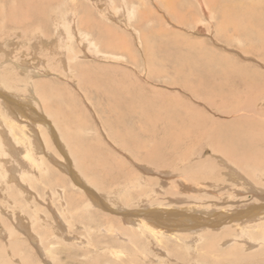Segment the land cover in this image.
Wrapping results in <instances>:
<instances>
[{
    "label": "rangeland",
    "instance_id": "374dc122",
    "mask_svg": "<svg viewBox=\"0 0 264 264\" xmlns=\"http://www.w3.org/2000/svg\"><path fill=\"white\" fill-rule=\"evenodd\" d=\"M0 8V72L4 71L6 81L14 88L19 86V96L22 98L15 95L12 96L16 98L14 100L20 106L30 104L21 107L27 119L18 113L17 124L30 131L36 128L34 133L38 132L36 134L43 148L37 152L33 150L35 158L41 156V162L35 166L32 163V168L24 174L23 185L29 190V194L25 195L27 199L15 182L7 180L9 175L4 174L3 163L0 164V205L4 206V213L0 215V247L4 249L6 264H26L23 259L25 255H29L34 264H211L209 261L213 258L207 262L203 260L207 240L215 238L217 250L221 252H229L235 247L240 253V247L248 248L250 245H245L246 240L252 241L241 238L239 230L251 231L254 234L252 237L264 233V166L256 169L251 163L264 160V80H257L256 84L251 81L252 73L264 75V52H261L264 49V0H0ZM120 13L124 15L120 16ZM68 15L75 19L76 26L81 22L89 26L86 25L88 30L84 31L91 35L89 40L94 51L86 52L87 57L82 55L84 50L79 45L78 36L70 44L71 50L64 53L48 48L50 44L47 41L54 40L58 27L64 29ZM3 29L4 32L1 31ZM113 35L120 39L116 42L120 48L110 40L114 47H106L105 41L115 38ZM137 35H140L139 38ZM43 42H46V46ZM95 50L120 54L121 59L110 61L104 59V55L99 58ZM74 54L78 60H71L70 56ZM19 63L28 68V76L17 72L23 69L17 67ZM213 64L218 67H214L215 71ZM147 66L149 69L158 66L174 72L185 69L186 80L193 87L191 90L185 89L179 80L173 81L172 78H176L174 73L171 74L172 78L163 76L152 79L148 76ZM6 67L12 70L7 71ZM221 72H228L229 75L237 72V79L246 86L228 88L218 76ZM85 73L86 77L81 78ZM207 73L216 74L215 82L211 83ZM34 80L44 85L40 86V89H44L42 93L40 89L38 93L33 91ZM119 85L134 87L139 91L140 94L134 97L146 100L148 116L138 119V110L133 115H124V104L119 94L112 91ZM0 90H3L1 85ZM29 106L30 110L27 109ZM32 109L38 116L42 115L40 118L35 114L39 120L33 119ZM170 114H173L172 117ZM41 119L48 123V127L39 122ZM0 123H3L1 119ZM128 129L133 130L137 139L125 136L126 142L120 137L126 135ZM153 130H156L155 133ZM223 130L232 135V140L226 142V146L214 142L211 137L212 132ZM173 140L177 141L176 145ZM136 146H141L140 150H134ZM238 146L245 149L241 150ZM252 148L256 149L258 155L250 151ZM257 148L260 150L257 151ZM158 149L161 150L160 157L153 155V151ZM169 151L172 153L168 154ZM146 152H150L147 157ZM243 153L247 156L243 157ZM247 158L251 162H246ZM251 170L252 173H249ZM187 172L200 173L197 177L191 175L189 179L196 180L199 185L176 188L177 176ZM17 175L15 172V177L19 179ZM138 177L144 183L130 187L131 179L134 181ZM83 185L99 195L104 204L100 200L101 203H91L92 192L89 194L84 188L85 192L81 187ZM128 188L132 189L125 190ZM115 190L124 191L125 194H117V200ZM30 194L33 195L31 199ZM137 194L143 195L145 200L158 197L157 200L152 199L153 203H164L172 194L177 195L173 198L178 199L183 208L191 206L193 215L187 211L186 219L180 223L184 227L174 226L175 230L171 231L161 224L160 229L156 220H164L165 217H153L156 216L154 208L144 204L141 211L154 214L150 224L159 229H155L154 233L147 229L139 234L143 241L138 247L106 232L108 222L101 217L104 214L120 217L109 213L106 207L119 213L121 207L129 203L130 196L137 198L138 202L140 198ZM11 195H16V202L20 204L18 207L24 206L27 216H35L37 212V215H41V218L34 217V220L39 222H36V228L38 232H43L46 247L53 241L54 230L61 229L54 224V220L62 221L65 235L62 241L59 240L60 244L51 245L54 255H47L45 246L29 245L28 231L25 234L20 227L11 237L5 235V229L13 227L12 221H15L10 213L14 209ZM7 196L11 197L8 205L5 204ZM125 207L128 209L127 204ZM260 207L263 221L260 220L257 226L261 228L237 227L252 217L244 215L250 208L256 211L255 208ZM60 212H63V220L59 217ZM7 214L11 219L7 218ZM237 214L245 217L242 215L239 217L241 220L235 219ZM219 224L222 226L213 229L214 225L217 228ZM196 225L199 226L197 231L193 229ZM154 236L157 240L153 239ZM98 237L100 247H94ZM37 239L39 242L40 239ZM113 239L118 244L113 245ZM16 241L20 242V246L13 254L9 244ZM259 243L263 244L262 241ZM253 246L254 249L244 250L243 253H253L257 249L256 245ZM107 248L126 252L117 259L115 251L106 252ZM136 250L140 252L138 255H135ZM220 258L215 260L228 259L227 256ZM229 259L224 260L223 264H249L232 262L231 257Z\"/></svg>",
    "mask_w": 264,
    "mask_h": 264
},
{
    "label": "bare ground",
    "instance_id": "6f19581e",
    "mask_svg": "<svg viewBox=\"0 0 264 264\" xmlns=\"http://www.w3.org/2000/svg\"><path fill=\"white\" fill-rule=\"evenodd\" d=\"M25 1V0H24ZM74 1V0H73ZM124 1V0H123ZM9 2V1H8ZM21 2V1H20ZM16 3V2H15ZM25 3H27V2H25ZM112 3V2H111ZM23 4V3H22ZM13 5V4H12ZM19 5V4H18ZM4 6V5H3ZM27 6V5H26ZM33 6V5H32ZM5 7V6H4ZM12 7V6H11ZM169 7V6H168ZM1 9V8H0ZM5 9V8H4ZM16 9H18V8H16ZM35 9V8H34ZM2 10V9H1ZM6 10V9H5ZM15 10V9H14ZM19 10V9H18ZM17 10V11H18ZM22 11H24L23 9H21ZM16 12V11H15ZM1 13H2V11H1ZM3 14V13H2ZM6 14V13H5ZM20 14V13H19ZM121 14V13H120ZM119 14V15H120ZM126 14V13H125ZM16 14H14L13 16H15ZM86 15V14H85ZM122 15H124V14H121L120 16H122ZM9 16V15H8ZM18 16V15H17ZM1 17V16H0ZM26 17V16H25ZM28 17V16H27ZM82 17H84V16H82ZM86 17V16H85ZM123 17H125V16H123ZM126 17H127V15H126ZM207 17V16H206ZM12 18V17H11ZM66 19V18H65ZM93 19V18H92ZM106 19V18H105ZM126 19V18H125ZM250 19V18H249ZM16 20V19H15ZM19 20V19H18ZM75 20V19H74ZM72 18H71V15H68V19L66 20V26H63V28L64 29H62L61 27H58V30H57V33L58 34H55L56 36H55V38H54V40H52L51 42H48L47 40V43H49L50 44V47H48L50 50H60V52H66V51H68V50H71V49H69L70 48V44L74 41L73 39H75V37H77L78 36V40H80V46L83 48V52H82V55H86L85 57H87V55H88V53L86 54V52H91V51H94V47H93V45H92V41H90L89 40V36H91V35H89L88 34V31H84V29H87L86 27H89L88 25H87V23H80V25H77L76 26V22L74 21ZM108 20V19H107ZM123 20V19H122ZM200 18H199V22H200ZM102 21V20H101ZM101 23V22H100ZM103 23V22H102ZM198 23V22H197ZM201 23H202V21H201ZM206 23V22H205ZM23 24V23H22ZM26 24V23H25ZM87 25V26H86ZM89 25H90V23H89ZM201 25V24H200ZM7 27H8V25H6ZM59 26V25H58ZM86 26V27H85ZM98 26V25H97ZM106 26V25H105ZM198 26H199V24H198ZM231 26V25H230ZM6 27V29H8ZM85 27V28H84ZM96 27V26H95ZM103 27V26H102ZM202 27V26H201ZM200 27V28H201ZM220 27V26H219ZM79 28V29H78ZM100 28V27H99ZM217 28V27H216ZM254 28V27H253ZM219 29V28H218ZM25 30V29H24ZM39 30V29H38ZM88 30V29H87ZM247 30H249V29H247ZM1 31H3L4 32V29L3 30H1ZM99 31V30H98ZM220 31V30H219ZM232 31V30H231ZM97 33V32H96ZM111 33V32H110ZM222 33V32H221ZM233 33V32H232ZM95 34V33H94ZM99 34V33H98ZM112 34V33H111ZM138 36V35H137ZM140 36V35H139ZM139 36H138V38H139ZM113 37H115L114 35H113ZM142 37V36H141ZM246 37V36H245ZM117 37H115V38H109V39H105L106 41L105 42H107V43H105L106 44V47H109V46H113L114 47V45L112 44V43H114L116 46H118L119 48L121 47L120 45H118V43H116V42H118V41H120V39L119 38H117ZM184 39V38H183ZM248 39V38H247ZM3 40V39H2ZM93 40V39H92ZM102 40V39H101ZM112 42V43H110V41ZM117 40V41H116ZM124 40V39H123ZM139 40V39H138ZM153 40V39H152ZM162 40V39H161ZM180 40V39H179ZM182 40V39H181ZM12 41V40H11ZM141 41V40H140ZM251 41V40H250ZM126 42V41H125ZM129 42V41H128ZM176 42V41H175ZM175 42H174V44H175ZM252 42V41H251ZM44 43V45L46 44V42H43ZM100 43V42H99ZM6 44V43H5ZM122 44V43H121ZM183 44V43H182ZM231 44V43H230ZM258 45H259V43H257ZM3 45V44H2ZM166 45V44H165ZM177 45V44H176ZM46 46V45H45ZM105 46V45H104ZM145 46V45H144ZM96 47V46H95ZM97 47H99V46H97ZM112 47V48H113ZM175 47H177V46H175ZM180 47V46H179ZM181 47H183V46H181ZM116 48V47H115ZM114 48V49H115ZM178 48V47H177ZM17 49V48H16ZM98 49V48H97ZM106 49V48H105ZM113 49V50H114ZM168 49H170V48H168ZM182 49V48H181ZM262 49V48H261ZM109 50V49H108ZM116 51H117V48L115 49ZM96 51V50H95ZM131 51V50H130ZM170 51V50H169ZM260 51V50H259ZM16 52V51H15ZM97 52V51H96ZM95 52V53H96ZM132 52H134V51H132ZM164 52V51H163ZM174 52V51H173ZM190 52V51H189ZM246 52V51H245ZM255 52H256V49H255ZM261 52L263 53L264 52V49H262L261 50ZM55 53V52H54ZM170 53V52H169ZM178 53V52H177ZM10 54V53H9ZM14 54V53H13ZM92 54V53H91ZM148 54V53H147ZM65 55H66V53H65ZM64 55V56H65ZM99 58L100 57H102L103 55V58L104 59H106V60H110L111 61V59L112 60H120L121 58H119V57H121L120 56V54L119 55H117V54H109V53H107V52H103V53H101V52H97V54H96ZM161 55H162V53H161ZM183 55V54H182ZM262 55H264V53L262 54ZM57 56V55H56ZM67 56V55H66ZM93 56V55H92ZM91 56V57H92ZM174 56V55H173ZM184 56H185V54H184ZM14 57V56H13ZM77 57L78 56H76V54H74V55H72V56H70V58H71V60L72 59H74L75 58V60H78L77 59ZM80 57V56H79ZM94 57V56H93ZM149 57V56H148ZM163 57V56H162ZM167 56H165V58H166ZM261 57H263V56H261ZM12 58V57H11ZM155 58V57H154ZM153 57H152V59H154ZM211 58V57H210ZM213 58V57H212ZM224 58H226V57H224ZM250 58V57H249ZM13 59H15V58H13ZM62 59H64V58H62ZM96 59V58H95ZM221 59V58H220ZM258 59V58H257ZM118 60V61H119ZM157 60V59H156ZM176 60V59H175ZM214 60V59H213ZM228 61H229V59H227ZM260 60V59H259ZM69 61H70V59H69ZM204 61V60H203ZM215 62H216V60H214ZM219 61H221V60H219ZM222 61L224 62V60L222 59ZM261 61V60H260ZM11 62V61H10ZM10 62H8V63H10ZM64 62V61H63ZM66 62V61H65ZM78 62V61H77ZM76 62V63H77ZM157 62V61H156ZM159 62V61H158ZM161 62V61H160ZM159 62V63H160ZM202 62V61H201ZM201 62H199V63H201ZM208 62V61H207ZM211 62V61H210ZM263 62V60L261 61V63ZM3 63H5V62H3ZM7 63V64H8ZM12 63V62H11ZM134 63V62H133ZM162 63V62H161ZM182 63V62H181ZM180 63V64H181ZM218 63V62H217ZM260 63V64H261ZM26 64V63H25ZM195 63H193V65H194ZM198 64V63H197ZM209 64V63H208ZM258 64H259V61H258ZM12 65V68H13V64H11ZM14 65H16L15 63H14ZM76 65V64H75ZM155 65V64H154ZM182 65V64H181ZM187 65V64H186ZM201 65H203V64H201ZM200 65V66H201ZM212 65V64H211ZM214 65V64H213ZM217 65V64H216ZM218 65H219V63H218ZM234 65V64H233ZM74 66V65H73ZM79 66V65H78ZM143 66H144V64H143ZM168 66V65H167ZM170 66V65H169ZM190 66V65H189ZM199 66V65H198ZM245 66V65H244ZM18 68H20L21 67V72H19V71H17L18 73H22L23 75H29V73L27 72V69L28 68H26V66L24 65V64H20L19 63V65L17 66ZM71 67V66H70ZM75 67V66H74ZM150 67V66H149ZM211 67V66H210ZM214 67L215 68H218V67H216L215 65L212 67L213 68V70H214ZM221 67V66H220ZM233 67V66H232ZM15 68V67H14ZM73 68V67H72ZM82 68V67H81ZM144 68V67H143ZM192 68V67H191ZM190 68V69H191ZM201 68L203 69V67L201 66ZM224 68V67H223ZM222 68V69H223ZM8 69H11V68H7L6 67V69L5 70H7L8 71ZM15 69H17V68H15ZM99 69V68H98ZM147 69H149L148 68V66H147ZM179 69V68H178ZM188 69V68H187ZM226 69V68H225ZM236 69V68H235ZM238 69V68H237ZM236 69V70H237ZM12 70V69H11ZM20 70V69H19ZM113 70V69H112ZM111 70V72H113ZM114 70H115V68H114ZM119 70V69H118ZM181 70H182V68H181ZM211 70V69H210ZM239 70V69H238ZM246 70V69H245ZM255 70H256V68H255ZM7 71H5V72H7ZM99 71V70H98ZM194 71V70H193ZM215 71V70H214ZM217 71V70H216ZM219 71V70H218ZM16 72V73H17ZM31 72V71H30ZM33 72V71H32ZM116 72V71H115ZM201 72V71H200ZM209 72V71H208ZM229 72V71H228ZM228 72H221L218 76L222 79V80H224L225 82H224V84H226V86L228 87V88H232L233 86H236V85H238V86H246L244 83H242L241 81L239 82V79H237V78H239V75H236V73L237 72H232L231 73V75H229L228 74ZM230 72H231V68H230ZM248 72V71H247ZM251 72V71H250ZM34 73H36L35 71H34ZM109 73V72H108ZM172 73H174V77H176V78H172V76H171V74ZM204 73H206V72H204ZM219 73V72H218ZM240 73V72H239ZM249 73V72H248ZM44 74V73H43ZM208 74V73H207ZM215 74V73H214ZM214 74H208V75H210V77H208V78H210L211 79V83L212 82H215V79H217V76H216V74L214 75ZM251 74V73H250ZM38 75V74H37ZM86 73H85V75H83V76H81V78H84V77H86ZM186 72H185V69L183 70V71H170L169 69H166V68H158V66L157 67H151V69H149V73H148V76L150 77V78H152V79H157V78H161V77H163V76H167V77H169V76H171V78H172V80L173 81H176V80H179V82H180V84H182L184 87H185V89L186 88H188L189 90H191L192 89V87H193V84H191V83H189L187 80H186ZM207 75V76H208ZM36 76V75H35ZM45 76V75H44ZM241 76V75H240ZM251 76V75H250ZM103 77V76H102ZM188 77V76H187ZM199 77V76H198ZM251 77H253V79L251 80L254 84H256L257 83V80H264V75L263 76H261V75H258V74H255V73H252V76ZM28 78V77H27ZM166 78V77H165ZM170 78V79H171ZM205 78V77H204ZM207 78V77H206ZM103 79H104V77H103ZM115 79V78H114ZM196 79H198V78H196ZM193 80H195V78L193 79ZM98 81V80H97ZM102 81V80H101ZM171 81V80H170ZM201 81V80H200ZM205 81H206V79H205ZM209 81V80H208ZM219 81V80H218ZM28 82H30V81H28ZM172 82V81H171ZM251 82V83H252ZM262 82H264V81H262ZM103 83V82H102ZM106 83V82H105ZM250 83V84H251ZM260 83V82H259ZM29 84V83H28ZM45 84V83H44ZM111 84H112V82H111ZM114 84V83H113ZM189 84H190V86H191V88H189ZM249 84V83H248ZM249 84V85H250ZM253 84V85H254ZM0 85H1V88L3 89V90H0V112H1V116H0V119H1V121L3 122L2 124H3V126H4V128H3V126H2V124L0 123V164H1V162L3 163V165H2V169H3V171H4V174H7V175H9L8 176V178H7V180L9 179V180H11V181H13V182H15L16 183V185H17V187L21 190V191H23L24 192V196L26 195V194H29V190H27L25 187H24V182H25V176H24V174H25V171L27 172L29 169H31L32 168V163H34V165L33 166H35L36 164H38V163H40L41 162V156L40 157H38V156H36V158H35V156H34V151H38V150H40V149H43L42 148V145H41V143L39 142V139H38V135L36 134V133H38V132H36V133H34V130L36 129H34L33 131H30L29 129H26V127L25 126H20L19 124H17L18 122H17V120H18V118H17V120H16V117H18V115L20 114V117H26V115L27 114H25V112H24V110L21 108L22 106H26V105H30V104H27V103H23V104H21V106H20V103H18L17 101H15L14 99H16V98H14V97H12V96H15L16 95V97L18 96L19 98L21 97L22 98V96H19V93H20V91H19V86H17L16 85V87L14 88V86H12L10 83H8L7 81H6V75L4 74V71L3 70H1V72H0ZM22 85V84H21ZM210 85V84H209ZM252 85V84H251ZM250 85V86H251ZM24 86V85H23ZM40 86H44V85H41V83L38 81V82H36L35 80L33 81V91L35 92H37L38 93V91H39V89H40ZM116 86V85H115ZM114 87V86H113ZM42 88V87H41ZM136 88V87H135ZM43 89V88H42ZM42 89H40V91L42 90ZM111 89V88H110ZM146 89V88H145ZM144 89V90H145ZM25 90V89H24ZM27 90V89H26ZM44 90V89H43ZM115 90V92L116 93H118L119 94V97H120V99H121V102H123V104H124V111H125V114L124 115H133L134 114V112L135 111H137L136 112V116L138 115V119H142L143 117H146V116H148V112H149V109H148V106H147V102H146V100L143 98V99H136L134 96H136L137 94H140L139 93V91L137 90V89H134V87H132V88H127L125 85H123V86H121V85H119V86H117L116 87V89H114V88H112V91H114ZM194 90V89H193ZM216 91H217V89H215ZM234 90V89H233ZM236 90V89H235ZM39 91V92H40ZM231 91V90H230ZM106 92V91H105ZM232 92H234V91H232ZM232 92H230V93H232ZM12 93V94H11ZM28 93H30V92H28ZM41 93H42V91H41ZM40 93V94H41ZM44 93V92H43ZM150 93V92H149ZM245 93V92H244ZM249 93V92H248ZM252 93V92H251ZM260 93H263V91H260ZM36 94V93H35ZM34 94V95H35ZM158 94V93H157ZM217 94H218V92H217ZM238 94V93H237ZM37 95V94H36ZM41 95H43V94H41ZM225 95V94H224ZM44 96V95H43ZM42 96V97H43ZM168 96V95H167ZM205 96V95H204ZM30 97H32V96H30ZM155 97V96H154ZM157 97V96H156ZM164 97V96H163ZM236 97H237V95H236ZM245 97V96H244ZM26 98V97H25ZM38 98V97H37ZM106 98V97H105ZM35 99V98H34ZM136 99V100H135ZM154 99V98H153ZM162 99V98H161ZM161 99L159 98L158 100H160V103L162 102L161 101ZM166 99V98H165ZM164 99V100H165ZM23 100V99H22ZM252 100V99H251ZM32 102H33V100H31ZM154 101H156L155 99H154ZM168 101V100H167ZM238 101V100H237ZM27 102H29L28 100H27ZM39 102V101H38ZM163 103V102H162ZM178 103V102H177ZM180 103V102H179ZM171 104V103H170ZM151 105V104H150ZM180 105V104H179ZM215 105V104H214ZM240 105V104H239ZM32 106V105H31ZM154 106V105H153ZM171 106V105H170ZM237 106V105H236ZM243 107V106H242ZM168 108V107H167ZM228 108V107H227ZM27 109H31V107L29 106V108H27ZM169 109V108H168ZM185 109V108H184ZM171 110H172V108H171ZM249 110V109H248ZM23 111V112H22ZM223 111V110H222ZM27 112V111H26ZM227 112V111H226ZM19 113V114H18ZM170 113V112H169ZM172 113V112H171ZM35 114H36V112H35V110L34 109H32V112H31V115H33V116H35ZM168 114V113H167ZM29 116H30V113L28 114ZM37 115V114H36ZM171 115V114H170ZM173 115V114H172ZM172 115H171V117H172ZM38 116V115H37ZM40 116V118H41V114L39 115ZM38 116V117H39ZM31 117V116H30ZM38 117H33V119L35 120V121H37V120H39L40 118H38ZM47 118V117H46ZM174 118V117H173ZM24 119V118H23ZM25 119H27V117L25 118ZM29 119V118H28ZM43 119H44V117H43ZM43 119H41V121H39V122H41L42 124H48V123H45L44 121H43ZM172 119V118H171ZM170 119V120H171ZM168 120V119H167ZM178 120V119H177ZM22 121V120H21ZM28 121V120H27ZM31 121V120H30ZM201 121V120H200ZM24 121H22V123H23ZM171 122V121H170ZM169 122V123H170ZM189 122V121H188ZM187 122V123H188ZM191 122V121H190ZM21 123V124H22ZM25 123V122H24ZM31 123V122H30ZM179 123V122H178ZM198 123V122H197ZM34 125H36L35 124V122L33 123ZM161 124V123H160ZM163 124V123H162ZM166 124V123H165ZM9 125V126H8ZM25 125H26V123H25ZM156 125V124H155ZM6 126H8V127H6ZM161 126V125H160ZM163 126V125H162ZM47 127H48V125H47ZM165 127H167V126H165ZM220 127V126H219ZM50 128V127H49ZM142 128V127H141ZM164 128V127H163ZM221 128V127H220ZM126 129V128H125ZM149 130V129H148ZM18 131H19V134H18ZM30 131V132H29ZM154 131V130H153ZM152 131V132H153ZM156 131V130H155ZM155 131H154V133H155ZM167 132V131H166ZM173 132V131H172ZM29 135H28V134ZM4 134V135H3ZM58 134H60V133H58ZM160 134V133H159ZM124 136V137H123ZM123 136H120L122 139L124 138L125 140H126V138H128V137H130L131 139H137V135L136 134H133V130L132 131H129V129H128V133L126 134V135H123ZM125 136H126V138H125ZM149 136V135H148ZM147 136V137H148ZM142 137V136H141ZM211 137H212V139L214 140V142H216V143H223L225 146L227 145L226 144V142H229V140L232 138V135H230L229 134V132L228 133H226L225 132V130H223V131H214V132H212L211 133ZM166 138V137H165ZM121 139V140H122ZM138 139H140V138H138ZM237 139V138H236ZM32 140H34V141H32ZM232 140V139H231ZM230 140V141H231ZM13 141V142H12ZM31 141H32V144H31ZM256 141V140H255ZM122 142H123V140H122ZM126 142H127V140H126ZM142 143V142H141ZM173 143H175L174 145H176L177 144V141H175V140H173ZM179 143V142H178ZM181 143V142H180ZM257 143V142H256ZM259 143V142H258ZM135 145V144H134ZM164 145H166V144H164ZM169 146H170V144H169ZM250 146H252V145H250ZM166 147V146H165ZM175 147V146H174ZM140 148H141V146H136L135 148H134V150H136V149H139L140 150ZM168 148V147H167ZM176 148V147H175ZM238 148H242V149H245L244 147H239L238 146ZM251 148V147H250ZM152 149H154V148H152ZM223 151L225 150L224 148H221ZM236 149H237V147H236ZM241 149V150H242ZM253 149V148H252ZM250 150V151H252V152H256V149H253V150ZM34 150V151H33ZM173 151H174V149H172ZM258 150H260V149H258L257 148V151ZM261 151H262V149H261ZM260 151V152H261ZM156 152V155L154 154ZM175 152V151H174ZM173 152V153H174ZM243 152V151H242ZM247 152H249V151H247ZM263 152V151H262ZM150 152H146V154H145V156L147 157V155L149 154ZM160 153H161V150L160 149H158V151L156 150V151H153V155L154 156H159L160 155ZM170 153V151L168 152V154ZM172 153V152H171ZM170 153V154H171ZM234 153H235V150H234ZM258 152H256L255 154H257ZM39 154V153H38ZM175 154V153H174ZM237 154V153H236ZM255 154H252V155H255ZM20 155H22V157L20 158ZM173 155V154H172ZM233 155V154H232ZM239 155H240V153H239ZM238 155V156H239ZM249 155V154H248ZM250 155H251V153H250ZM258 155V154H257ZM263 155V154H262ZM53 156V155H52ZM151 156V155H150ZM170 156V155H169ZM168 156V157H169ZM237 156V155H236ZM242 156V155H241ZM244 156H247V154H244L243 153V157ZM160 157V156H159ZM173 157H174V155H173ZM234 157V156H233ZM257 157H259V156H257ZM142 158H144V157H142ZM150 158V157H149ZM170 158V157H169ZM252 158V157H251ZM261 158V157H260ZM242 159H244V158H242ZM253 159L254 158H252V161H253ZM257 160H259L258 158H257ZM256 159H255V161H257ZM147 161V160H146ZM151 161V160H150ZM152 161H154L153 159H152ZM181 161V160H180ZM240 161V160H239ZM154 162H156V161H154ZM183 162V161H182ZM246 162H251V159L249 158H247V161ZM240 163H242L243 165H244V163L243 162H240ZM252 164H253V166L257 169V167L258 168H263V166H264V160L263 161H261V162H251ZM39 165V164H38ZM248 165V164H247ZM39 167V166H38ZM250 167H252V165H250ZM195 168H197V169H199L200 167H195ZM253 168V167H252ZM28 169V170H27ZM185 170V169H184ZM249 170V169H248ZM252 170H255L254 168L252 169ZM252 170L251 171H249V173L251 172L252 173ZM15 172L17 173V174H19V179L17 178V177H15ZM263 172V171H262ZM184 175H178L177 176V184H178V186L176 187V188H178V187H180V188H182V189H185V188H187V187H193L194 185H199V182H197L196 180H189L190 179V177H191V175L192 176H198V175H200V173H196V172H192V174H188V172H187V174H185V173H183ZM128 176V175H127ZM236 176H237V174H236ZM75 177V176H74ZM129 177V176H128ZM76 178V177H75ZM239 178V177H238ZM131 179V178H130ZM109 180H110V178H109ZM132 180V182L130 183V187H136V186H138V185H141V184H143L144 182H143V180L140 178V177H138V178H136L134 181H133V178L131 179ZM127 182V181H126ZM128 183V182H127ZM80 184V183H79ZM148 186V184L146 183V187ZM150 186V185H149ZM27 187V186H26ZM82 187V189H87V192L90 194L91 192H92V190H90L87 186H85V185H83V186H81ZM195 187V186H194ZM141 188V187H140ZM256 188V187H255ZM254 188V189H255ZM84 189V190H85ZM116 189H119V188H116ZM129 189H132V188H128V189H125V190H127V191H129ZM136 189H138V188H136ZM57 191V190H56ZM138 191V190H137ZM85 192H86V190H85ZM124 191H120V190H115L114 191V195L116 196L115 198H117V200H118V195H121V194H125V193H123ZM57 194H59V193H57ZM56 194V195H57ZM118 194V195H117ZM81 195H83V194H81ZM91 195H92V197L90 196V199L92 200L91 201V203H93V202H99L98 200H102V198L99 196V195H96L94 192H92L91 193ZM10 196V195H9ZM9 196H7L6 197V201L7 202H5V204L6 205H8V204H10V198L11 199H13L14 201L12 202L13 204V207H14V209L12 208V211H10V213L13 215V218L15 219V221H12L13 223H12V226L13 227H11L9 230L8 229H5V231H4V233H5V235L7 236H9V237H11L12 235H13V232L15 231V233H17V231L19 230V229H17L18 227H20L21 229H22V231H23V233H25L26 234V230L28 231V237H29V239H30V242H29V245L31 244L32 246H34V247H36V245H38V246H45V243H44V235H43V232L41 231V233L40 232H38L39 230L36 228L37 226H36V222H38V221H36L35 222V220H34V217H37V218H39V216H40V218H41V215H37L38 214V212H37V214H35V216H34V214L33 215H28L27 216V213H26V211H25V208H24V206H20V207H18L20 204L19 203H17L16 201H17V199H16V195H11V197H9ZM21 196H23V195H21ZM32 196L33 195H31L30 194V199L32 198ZM61 196H62V193H61ZM177 195H174V194H172L171 196H169V199H167V200H165V201H163L164 203H153L154 201L152 200V199H156L157 200V198H155V197H153V198H151V199H147V200H145V197H143V195H138L137 194V197H139L140 199H141V201H139L140 199H138V202H137V198L135 199V198H132V196H130L129 197V199H128V202L129 203H126L127 204V206H128V209H126V207H125V205L123 206V207H125L124 209H123V207H121V211L119 212V213H117V212H115L116 211V209H115V211L113 210L112 211V208H110V207H106V210L107 211H109V213H115L116 215L118 214V215H121L122 217H124L123 219H121V216L120 217H118V218H116V216H113V215H111V216H108L107 214L105 215H103V216H101L103 219V221L104 220H106L107 222H108V226H107V228L109 227V229L107 230L106 229V232L108 231L109 233H113L114 235H116L115 237L116 238H118V237H120V238H122V240L123 241H125V240H127V241H130V242H132V243H134L136 246H138L139 247V245L141 244V242L143 241H141V237L139 236V234H142V232L144 231V230H147V229H150L153 233H154V231H155V229H159L160 227V225L162 224L163 226H165L166 228H168V230H171V231H173V230H175V228H174V226H176V227H178V228H180V227H184V226H182V225H180V223H181V221L183 220V219H186V216H187V211L188 212H190V213H192V215H193V211L190 209V207H188V209H187V207H185V208H183V206H182V204H181V202L178 200V199H174L173 197H176ZM84 197V196H83ZM148 197V196H147ZM25 198H26V196H25ZM121 198H122V196H121ZM9 199V200H8ZM27 199V198H26ZM126 199V198H125ZM133 199H135L134 201V203H133ZM253 199V198H252ZM258 199V198H257ZM34 200V199H33ZM62 200V199H61ZM64 200H65V198H64ZM70 200V199H69ZM87 200V199H86ZM121 201H124V200H122V199H120ZM5 201V200H4ZM78 201V200H77ZM230 201V200H229ZM66 202V201H65ZM102 202V201H101ZM101 202H99V203H101ZM104 202V201H103ZM102 202V203H103ZM233 202V201H232ZM14 203H15V206H17V207H15L14 206ZM62 203V202H61ZM74 203V202H73ZM98 203V204H99ZM121 203V202H120ZM131 203V204H130ZM172 203H175V204H179L180 205V207H178V206H175L174 204L172 205ZM26 204V203H25ZM29 204V203H28ZM63 204V203H62ZM88 204V203H87ZM94 204V203H93ZM104 204V203H103ZM133 204V205H132ZM144 204H150V206H152L154 209V214L156 215V216H153L154 214H151L150 212L148 213V214H146V212H144V211H141V209L140 208H142L141 206H143ZM233 204V203H232ZM248 204V203H247ZM101 205V204H100ZM263 205V204H262ZM134 206H137V208H133V209H131V207H134ZM149 206V205H148ZM244 206V205H243ZM91 207V206H90ZM103 207H105V205H103ZM255 207V206H254ZM4 208V206H2V205H0V215H2L4 212H3V209ZM7 208V207H6ZM117 209H118V206L116 207ZM149 208H151V207H149ZM261 208L262 207H260V208H255L256 209V211L254 210V208H250L244 215L245 216H252L249 220H247L245 223H243V222H241L240 224H238L237 225V227L239 226V227H246V228H252V229H254V228H258V227H260V226H257V224H259V223H261L260 222V220H262V215H261ZM3 209V210H2ZM51 209V208H50ZM77 209V208H76ZM236 209V208H235ZM248 208H245V210H247ZM81 210V209H80ZM138 210H140V211H138ZM234 210V209H233ZM119 211V210H118ZM147 211H149V210H147ZM150 211H151V209H150ZM236 211V210H235ZM9 213V214H10ZM217 213H219V212H217ZM258 213H260V214H258ZM63 212H60L59 213V217L61 218V220H63L62 218H63ZM243 214H237L236 216L235 215H233V217L235 216V219H239V220H241V218H239L240 216H242ZM258 214V215H257ZM37 215V216H36ZM101 215V214H100ZM196 215V214H195ZM243 215V218L245 217ZM7 216V218H10V216L7 214L6 215ZM152 216L153 217H155V218H163V217H165L164 218V220L162 219V220H156V222H157V226L159 227H153L151 224H150V221H151V219H152ZM197 216V215H196ZM112 217H115V219H117V220H114ZM43 218V217H42ZM177 218H180V219H177ZM254 218V219H253ZM11 219V218H10ZM45 219H47L46 217H45ZM234 219V218H233ZM253 219V220H252ZM196 220V219H195ZM53 221V220H52ZM184 221V220H183ZM263 221V220H262ZM154 222V221H153ZM257 222V223H256ZM39 223V222H38ZM35 224V225H34ZM52 224V223H51ZM54 224L56 225V226H58V227H60L61 229H57V230H54V232L55 233H52V238H53V241H51L50 242V245H47V247L45 246V248H44V251H45V253L47 252V255H49L50 254V256H51V254H53L54 255V253H53V251H52V247H51V245L52 246H54V245H56V244H60L61 242H59V240L60 241H62V239L61 238H63V236L65 235L64 234V231L62 230L63 228H62V221H60V220H54ZM159 224V225H158ZM176 224V225H175ZM185 224H186V222H185ZM193 224V223H192ZM232 224H234V223H232ZM32 225H34L33 227H32ZM153 225H155V224H153ZM194 225V224H193ZM220 225V224H219ZM262 225V224H261ZM28 226H29V228H28ZM156 226V225H155ZM216 225H214V228L213 229H218V227H221L222 226V224L220 225V226H217V228L215 227ZM262 226H264V224L262 225ZM14 227H16V228H14ZM57 227V228H58ZM197 227L199 228V226H197L196 225V227H193V229L194 230H196L197 229ZM261 228V227H260ZM160 229H162V228H160ZM192 229V228H191ZM66 230V229H65ZM197 231V230H196ZM240 232H241V238H245V239H247V238H249V239H251L250 241H252V243L251 242H248V240H246V243L247 244H245V245H248V244H250L249 245V247L248 248H246V247H244V246H242V247H240V253L238 252L239 250L237 249V248H235V247H233L232 248V250L231 251H229V252H221L220 250H217V242H216V239L214 238H212V239H209V240H207V242L205 243V245H204V247H205V249L207 250V252H205V254H204V256H203V260H205L206 262L210 259V258H213L214 260H210L209 262L211 263V264H223L224 263V260H231V259H229V257H231L234 261H232V262H238V263H249V264H264V233L262 232V235H259V237H257V236H254V237H252L251 235H254L251 231H241V230H239ZM31 232H32V234H31ZM1 233V232H0ZM38 233V234H37ZM108 233V234H109ZM255 233V232H254ZM21 234V233H20ZM112 234V235H113ZM17 235V234H16ZM40 239V241L39 242H37V237ZM54 236H56V237H60V238H56V237H54ZM51 238V237H50ZM100 237H98L97 238V242H95V245H94V247H97V246H99L100 247V244H101V241H98V239H99ZM28 239V240H29ZM153 239H155V240H157V238H156V236H154L153 237ZM20 240V239H19ZM114 240V239H113ZM116 240V239H115ZM115 240L114 241H112L111 243H113V245H114V243H117V241L115 242ZM64 241V240H63ZM253 241L256 243V244H254L253 243ZM260 241H262V243L263 244H260L259 242ZM98 242H99V245H98ZM104 242V241H103ZM123 243V242H122ZM20 244V242H18V241H16V242H13V243H11V244H9V246H12L11 247V249H12V252L11 253H15L16 254V252L18 251V249H19V245ZM118 244V243H117ZM256 245V247H257V249H255L254 250V252L252 253H247V254H245V253H243V251L244 250H247V249H254L255 248V246H253V245ZM7 245V244H6ZM23 246L24 245H26V244H22ZM21 245V246H22ZM97 245V246H96ZM8 246V245H7ZM28 247V246H27ZM42 248V247H41ZM131 248V247H130ZM142 248V247H141ZM10 249V250H11ZM20 251V250H19ZM106 252H108V251H115L114 253H115V257L117 258V259H119L120 257H122V254H124L126 251H117V249H115V248H112V249H106L105 250ZM7 252V251H6ZM134 252H136L135 253V255H138L140 252H138L137 250L136 251H134ZM247 252V251H246ZM19 253H21V252H19ZM4 249H2L1 247H0V263H3V264H6V262L7 261H5L6 259L4 258ZM7 254V253H6ZM18 256V255H17ZM90 256V255H89ZM224 256H227L228 257V259L226 258V259H224V260H221V261H216L215 260V258H220V257H222V259L224 258ZM100 257V256H99ZM12 258V257H11ZM31 257L29 256V255H25L24 257H23V259L26 261V264H34L33 262H32V260L30 259ZM221 259V258H220ZM12 261H13V259H11ZM23 260V261H24ZM54 260H55V257H54ZM146 260V259H145ZM24 263V262H23ZM93 263V262H92ZM229 263V262H228ZM37 264V263H36ZM55 264H56V262H55ZM93 264H97V263H93ZM198 264V263H197Z\"/></svg>",
    "mask_w": 264,
    "mask_h": 264
}]
</instances>
